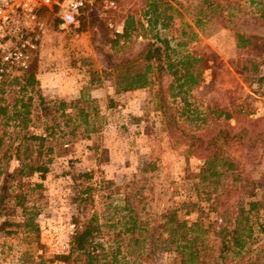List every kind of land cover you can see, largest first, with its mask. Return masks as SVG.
<instances>
[{"label": "rangeland", "instance_id": "374dc122", "mask_svg": "<svg viewBox=\"0 0 264 264\" xmlns=\"http://www.w3.org/2000/svg\"><path fill=\"white\" fill-rule=\"evenodd\" d=\"M151 1L93 0L82 11L79 27L70 32L58 29L54 13L47 15L49 30L41 35L37 49L32 52L29 68L37 74L39 93L46 102L69 104L76 99L72 96L78 93L80 96L82 87L90 79V72L100 71L104 83L94 88L101 94L93 98L100 128L93 133H84L79 128L75 135L69 133L70 128L65 129L64 135L57 131L56 140L51 142L55 152L51 155L50 170L45 178L41 174L31 178L33 182L43 184L31 201L38 211L41 244L24 242L25 235L22 234L5 237L0 233V264H62L52 259L68 250L71 225L75 224L76 229L77 222L94 209L99 210L104 221L115 214L113 207L120 203L119 199L132 191H140L139 198L143 197V203L151 212L176 208L184 219H200L205 224L220 222L219 215L209 212L205 201H198L196 185L199 179L195 175L204 159L190 155L181 132H172L166 127L164 115L157 107L158 86L119 93L113 78L107 75L102 51H109L114 58L133 55L146 41L159 43L156 35L169 40L179 53L195 51L206 59L202 62L206 69L203 81L188 96L192 108L202 111V118L209 107H226L234 113L231 123L236 125L237 119L245 118L238 114V109L251 104L256 111L249 119L261 122L262 127L255 129L260 132L264 129V80H260L264 78V18L260 16L259 6L247 0H234L236 8L230 9V16L226 10L224 15L217 14L212 18H209L211 10L203 0H165L178 11H169L173 19L169 20L166 29L159 24L151 30L150 16L146 15ZM217 2L226 6V0ZM130 15L135 17L138 30L127 42L121 39L124 48L116 52L111 48V41L118 34L115 29L123 26L124 30ZM198 17L202 22L196 24ZM191 24L196 30L194 39H191ZM238 30L251 41L244 48L237 47ZM183 31L187 32L184 36ZM137 33L140 36L136 37ZM181 41L188 43L185 47H177ZM252 61L258 64L257 69L251 68ZM169 81L166 75L163 79L165 87ZM35 97L38 103L40 98L36 94ZM177 104L183 106L180 98ZM67 111L74 113L70 108ZM201 118L187 120L183 116L181 125L191 130L202 129L205 125ZM59 120L63 126L64 119ZM50 121V118L33 117L30 130L38 134L45 132ZM208 123L216 128L210 118ZM214 129L213 133L217 130ZM230 151L241 155L235 147ZM259 153L261 161L248 165L247 170L260 185L255 197L259 206L252 219L256 235L261 238L264 237V232H260V227L264 229V146ZM104 179L112 184L104 187ZM88 186L98 188L94 203L85 200ZM193 203H199L198 207ZM188 209L191 210L189 214ZM200 209L206 213L202 214ZM104 241L106 246L111 245L106 238ZM65 244L67 248H63ZM124 262L119 264H178L179 257L164 245L152 246L148 240L144 247L130 245L127 263Z\"/></svg>", "mask_w": 264, "mask_h": 264}, {"label": "trees", "instance_id": "16d2710c", "mask_svg": "<svg viewBox=\"0 0 264 264\" xmlns=\"http://www.w3.org/2000/svg\"><path fill=\"white\" fill-rule=\"evenodd\" d=\"M247 1L257 4L261 18H264V0ZM233 2L226 0V6L222 7L217 0H203L211 10L209 18L217 14L222 16L226 10L230 16V9L236 8ZM170 10L178 11L171 2L152 0L146 13L150 16V29L157 28L159 24L166 29L169 20L173 19ZM200 22L202 19L198 17L196 24ZM189 28L191 39H194L195 26L191 24ZM137 30L135 17L128 16L123 33H118L111 41V48L116 52L123 49L121 39L127 42ZM186 34L183 31V36ZM156 38L160 44L146 41L133 55L114 58L109 51H102L107 75L113 78L119 93L158 86L157 107L164 115L166 127L172 132L180 131L190 155L204 159L195 175L199 179L196 185L198 201H205L209 212L219 215L220 222L205 224L200 219H184L176 208L154 213L147 209L143 197L139 198L140 191L127 192L113 207L115 214L105 217L104 221L97 209L78 221L75 231L69 236L68 250L55 255L52 261L62 264H119L123 260L127 263L126 253L130 245L144 247L151 240L152 246L161 244L176 252L178 264H218V260L219 264H264V237H257L252 219L259 206L255 197L260 185L247 170L248 165L261 161L259 151L264 146V129L260 132L255 130L262 125L261 122L249 119L256 110L251 104L242 105L238 114L245 118L237 119L236 125L231 123L234 113L217 105L209 107L201 118L203 112L192 108L188 96L203 81L206 68L202 62L206 59L195 51L179 53L169 40L161 39L159 35ZM236 39L238 48H244L251 42L241 30L236 31ZM187 43L178 42L177 47H185ZM251 68L257 69L258 64L252 61ZM245 69L249 70L248 67ZM166 75L170 78L167 87L163 84ZM104 79L100 71H91L80 96L69 104L65 101L46 102L39 93L37 74L29 69L17 70L0 80V233L5 237L22 234L25 235L24 242L41 244L38 211L31 201L43 184L33 182L31 178L35 174L45 178L50 170L51 155L55 152L51 142L56 140L57 131L64 135L65 129L70 128L69 133L75 135L79 128L84 133L99 130L100 117L93 107L91 91L102 86ZM35 94L40 98L38 103ZM178 98L183 103L182 107L177 104ZM68 108L74 113H69ZM183 116L187 120L201 118L205 127L196 130L182 127ZM33 117L50 118L45 132L38 134L30 130ZM60 118L64 119L63 126ZM209 118L217 130L208 123ZM232 147L241 155L231 152ZM102 183L104 187L112 184L105 179ZM97 190V187L88 186L85 200L94 203ZM192 205L198 207L199 203ZM200 211L206 213L204 209ZM190 212L188 209V214ZM261 231L264 232L263 227H260ZM127 236L130 237L128 243L125 242ZM104 238L111 245L106 246Z\"/></svg>", "mask_w": 264, "mask_h": 264}, {"label": "built area", "instance_id": "2783aa9c", "mask_svg": "<svg viewBox=\"0 0 264 264\" xmlns=\"http://www.w3.org/2000/svg\"><path fill=\"white\" fill-rule=\"evenodd\" d=\"M93 0H0V80L13 70H28L32 52L49 30L48 14L57 16V26L70 32L80 25L83 9ZM123 33V26L116 29ZM73 233L75 224L71 225ZM67 248V245H63Z\"/></svg>", "mask_w": 264, "mask_h": 264}, {"label": "crops", "instance_id": "0c3cea01", "mask_svg": "<svg viewBox=\"0 0 264 264\" xmlns=\"http://www.w3.org/2000/svg\"><path fill=\"white\" fill-rule=\"evenodd\" d=\"M142 89H144V88H142ZM137 90H140V89H137ZM134 91H136V90L128 91V92H125V93H131V92H134ZM91 94H92V98H95V97H98V95H100L101 93H100V90L93 89L91 91ZM78 96H79V93L78 94H75L74 96H72V98L73 99L74 98H78Z\"/></svg>", "mask_w": 264, "mask_h": 264}]
</instances>
